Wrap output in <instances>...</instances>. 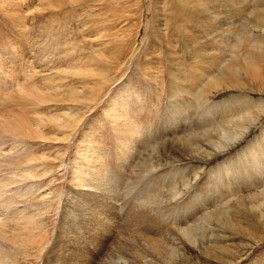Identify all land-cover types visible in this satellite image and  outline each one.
<instances>
[{
	"label": "rangeland",
	"instance_id": "374dc122",
	"mask_svg": "<svg viewBox=\"0 0 264 264\" xmlns=\"http://www.w3.org/2000/svg\"><path fill=\"white\" fill-rule=\"evenodd\" d=\"M87 1L0 0V123L22 120L27 125L48 124L53 119L65 118L73 124L57 136L50 134L44 142L27 139L19 145L31 157L45 159L48 171L35 176L31 172L26 184L37 187L26 193L19 189L16 198L20 204L16 220L22 237L30 241L40 239L43 257L25 261L20 255L21 263L16 264H49L56 254L66 256L63 249L70 250L63 262L67 257L77 256L73 255L77 246L71 248L66 242V235L72 233L68 230L72 226L73 208L65 212L64 203L68 191L77 185L74 179L78 177H71L73 169L93 166V162L99 172H115L120 184H114L115 212L103 215L101 211L92 222L98 231L91 234L86 226L79 225L77 232L84 245L82 264H106L118 256L126 264H142L143 257L150 258V264H172L171 258L174 264H264V218L258 217L264 208L255 209L264 197L248 195L264 188V172H260L264 171V87L261 90L250 83L246 87H208L201 100L194 93L177 89V101L172 102L168 86L172 71L179 76L178 83L186 85V90L192 87L197 92L207 80L203 73L216 71L213 62L228 58L230 49L247 52L253 40L250 21L256 19V15L250 18L249 9L254 8L256 0H203L202 18L207 21L203 27L209 28L210 35L202 26L197 28L186 21L200 40L190 48L185 41L187 36L175 34L169 42L170 38L158 31L152 15L161 0H101L93 6ZM126 1L128 7L122 6ZM125 9L127 14L118 19ZM112 13L117 18L114 22H102ZM115 27L133 41L135 48V55L121 64H117L116 58L126 47L114 46L100 36L101 32L105 34V28ZM254 33L260 35L258 40L264 54V34L258 30ZM237 34L242 41H238ZM197 49L202 52L192 61L191 52ZM255 59L264 69V58L255 55ZM242 79L248 82L244 74ZM98 93V99L93 101ZM243 97L250 100L252 114L260 118L228 148L215 150L212 144L208 146L200 137L201 131L210 127V137L217 140L218 124L228 120L236 109L244 111L249 107L246 108ZM124 102L131 105L132 120L140 129L132 142V155L119 144L104 112L107 106ZM178 103L181 107L178 113L187 124L181 126L188 128L193 122L195 129L186 131L199 134L190 141L208 150L210 157L200 150L190 151L185 140L172 142L176 133L171 134L169 129L177 112L173 105ZM33 111L35 118H29ZM0 134V170L9 171L15 167L10 157L12 137ZM85 150L90 152L88 158L81 157ZM260 163L262 168L258 166ZM226 169L233 172L226 174ZM184 181L189 183L188 188ZM208 182L211 185L208 200L213 201L203 202L200 192H207ZM178 190L183 197L180 195L176 200L172 191ZM140 193L152 200H139L136 197ZM118 205L125 207L123 215ZM191 207L197 214L190 213ZM208 209L214 218L209 220L210 224L207 222V228L199 227L197 241L189 243L178 232L179 226L198 219L202 224L201 216ZM186 212L190 213L188 222ZM25 226L31 227L30 233ZM79 229L84 230L83 234ZM168 245L174 246L176 252L170 253Z\"/></svg>",
	"mask_w": 264,
	"mask_h": 264
},
{
	"label": "bare ground",
	"instance_id": "6f19581e",
	"mask_svg": "<svg viewBox=\"0 0 264 264\" xmlns=\"http://www.w3.org/2000/svg\"><path fill=\"white\" fill-rule=\"evenodd\" d=\"M99 1H101V0H88L87 2L88 3L92 2L91 3V5H92L94 2L97 3ZM177 1L178 2L176 4L173 3V1H171V0H161V1L157 2L155 12H154V15H152V18L155 19V24H156L158 31L163 36H165L166 38H168V39L170 38L169 42L172 41V37H174L175 34H180L182 36H187L185 38V41H187L188 47L190 48V47H192V44H197L200 42V40L195 38V36L193 35V31L190 29V26H188L186 21L192 22L194 24V26L197 28H201V26H202V28L205 29L204 32L207 33V36L210 35V33L207 32L209 28L207 29V27H203L204 24L207 22L204 18H202V13H204V9H203V6H201L200 4L203 3L202 2L203 0H177ZM115 3H117V2H115ZM128 3L129 2L126 1L125 5L123 4L122 6L128 7ZM204 3H205V1H204ZM263 5H264L263 0H256L253 3L254 8L249 9L250 18H252L254 15H256V19H255V21H250L253 24V26L251 27V30H250V37H253V40L251 41L252 45L248 44L250 48L247 50V52L242 53L241 51H239L235 48L230 49L229 50V52H230L229 57L230 58L229 57L225 58V60L217 59V61L213 62V64L216 66V71L203 73V74H206L204 76H206L207 80L199 86L197 92H193L195 90L191 89L192 87L190 89L188 88V90H186L185 89L186 85H184V83L183 84L178 83V80H179L178 77L179 76L176 75V73H173L172 71L169 72L168 86H169L170 90L172 91V93L170 94V99L172 102L177 101L176 100V93H175V91L177 89H180L182 92L187 91V93H190V92L194 93L196 95V98H198L199 100L203 99L204 94L202 92H204L208 87H211V88L220 87L221 89H224L226 87H233L236 85L242 86V85H245L247 83H250V84H253V86H257L259 89L262 90V88L264 87V69H263V66L261 64H259V61H257L258 58H257V60L255 59V55H256V57L258 56L259 58H264V54L262 53L263 50L260 49V47L262 45H261V42L258 40L259 34H255L254 30L260 31L261 35L263 36V34H264V7H263ZM100 7H102V6L100 5ZM98 8H99V6H98ZM126 9H125V11L123 10L120 12L121 16H119L117 13V15L119 16V17L117 16L118 19L122 18L124 16V14H127ZM213 12H214V10H213ZM151 14H152V12H151ZM183 16H187V17H183ZM117 18H116V14L112 13V16H110V17L107 16V18L103 19L102 22H105V23L114 22ZM250 18H248V20ZM124 21H127V18ZM146 27L148 29V27H149L148 23L145 26V28ZM104 30H106L105 34H103V32H101L100 36H104L107 39V41H110L109 42L110 44H112L114 46H118V47H126L124 50H122L120 52L119 56L116 58L117 64H121V63L127 61L128 58H132L135 55V48L133 45V41H130L129 39H127L128 36L126 34H121L120 33L121 29H117L115 27V28H111V29L105 28ZM244 31H243V35H244ZM237 37H238V34H237ZM247 38L248 37H246V43L248 41ZM262 39L263 38H261L260 40H262ZM238 41H242V40H240V38L238 37ZM262 41L264 42V40H262ZM169 45H171V44H169ZM238 45L240 46V44H238ZM244 47H246V46H244ZM256 47H257V49H255ZM243 48H242V50H246ZM215 50H218V49H215ZM200 52H202L201 49L193 50L191 52V58L193 59L192 61H195L196 59H198ZM214 52L218 53L216 51H214ZM131 55H132V57H131ZM150 58L151 57L148 56V59H150ZM262 61H264V60L262 59ZM207 64H208V62H207ZM243 74L248 77V82H246L242 79ZM245 87H246V85H245ZM72 93H75V92H72ZM99 94L100 93L97 94V96L93 99V101H96L98 99ZM243 99L246 100V104H247L246 108H247L249 106L248 103H250V100L248 98H245V97H243ZM138 100H139V95H138ZM204 100H207V98H205ZM19 105L22 106L23 104L20 103ZM89 105L91 106L92 104H89ZM179 105H180L179 103L176 105H173L174 110L177 112L174 115L173 127L171 129L168 128L169 130H171V134L176 133V135L173 136L172 142L175 143L178 140H185V141L189 142V144H190V149H191L190 151L200 150L202 152V154H205V157L211 155V153H209L208 150L202 148V146L199 143H197L196 141H190L191 137H194V136L197 137L199 133H197V132L193 133V131L192 132L186 131L187 129H190V130L195 129L194 124H193V122L191 123V121H190V124L188 125L189 126L188 128L181 126L182 123L183 124H186V123L183 122L182 114L178 113L179 109H181V107ZM130 108H131V105H129L128 102H124V103L118 104V105L117 104L109 105L104 109V112L106 115H108V118L110 121L109 124L112 125V128L115 131L116 138L119 141V144L124 149L128 148L127 152L130 150V152H131L130 154L132 155V153L134 152V147L132 146V142H133V139L136 136V134L140 133V129L137 125L134 124V122L132 120L133 116L131 114L132 112H131ZM262 108L264 110V105H262ZM251 110L252 109L250 106L244 111H242L240 109H236L235 112L231 113L228 120H226L223 123H220V125L217 123L218 127L215 128V130L219 133L217 140L212 139L210 137L209 130H208V129H210V127L206 128L207 131L206 130L203 132L201 131V133H200L201 139L204 140V142L208 146H210V144H212V146L215 150H223L226 147L228 148V146H231L235 142L239 141L242 138V136H244V134L249 130V128L256 123V120H258L260 118L257 116V114H252ZM230 112H231V110H230ZM34 113H36V111L29 113V115H30L29 118H35ZM225 114H227V112ZM223 117H225V115ZM220 122H221V120H220ZM70 125L73 126L71 120H68L65 118L53 119V120L49 121L48 124H44L41 122H35V123H31L30 125H27L22 120H19V122H15V123H11L9 121H3L0 123V132L4 133V134H9L12 137V143H11L10 147H11V150H13V152L10 155V157H11V160L15 164V167L9 171H1L0 170V264H16V262H18V261L20 262V260H19L20 255L23 256V258H21V257L20 258L24 259L25 261L28 259L40 260L43 257V255H42L43 244L41 243L40 239H33V241H30L26 237H22L23 234L20 232L19 222L16 220V216L20 210V204L16 203V198L19 194V189L26 193V192L33 190L37 187V185H35V184H26L27 180L30 178L29 174H31V172H34L33 176L37 175L40 172L45 174L48 171V166L45 163L46 162L45 159H38L35 157H31L30 153H28L25 149L21 150L19 145L24 144L27 139H34L36 141L44 142L50 134L57 136L58 133L65 132L66 129L70 127ZM179 126H181V127H180V129H178L179 130L178 131L177 128H179ZM212 131H214V130L212 129ZM177 134H179V136ZM117 144H118V142H117ZM249 148L251 149V147H249ZM88 153H90V152L85 150L82 153L81 157L82 158L83 157L88 158V156H87ZM76 154H77V152H76ZM254 155H257V154H254ZM252 157L250 156V158H252ZM255 160H256V158H255ZM88 161H90V160H88ZM253 161H254V159H253ZM93 164L95 165L94 162H93ZM251 164H253V163H251ZM255 165H257V164H255ZM263 165H261V163L258 164L259 168H262ZM93 166H90V165H89V167L88 166H85V167L81 166L82 168L79 167V169H77V168L73 169V171L71 173V175H72L71 177H74V176L78 177V178L74 179V182L76 181L75 183L78 186L76 185V187H74L73 189L71 188L68 191V199H67V202L64 203L65 204L64 205L65 206V208H64L65 212H68V211H70V208H73V216H72V220H70L72 222V226L70 225L71 227L68 230L69 233L70 232H72V233H71V236L66 235V242L69 244V246L71 248L74 247V245L77 246L73 249V255L77 254V256H75L72 259H69L67 257L66 262H63V258L66 257L67 255H69V253H70L69 249H63L66 256H63L61 254L60 255L56 254L53 256L52 259H50L48 261L49 264H82L83 252L81 251V248H83L84 245H83V243L80 242L81 237L77 232L79 225L86 226L88 231L90 230V233L93 234L94 231L98 229V226L94 227L93 226L94 224L92 223V222H95L97 220V217H96L97 213L102 211L103 215H106L108 212H115V206L114 205H116V201L113 199L114 198L113 193L115 192L114 184H120V180L115 179V177H114V176H116L115 172H109L108 170H105L103 172L102 171L99 172V169L97 168V166L96 165L94 167ZM231 168H232V166H231ZM234 169L236 171V168H234ZM223 171H225V170H223ZM232 172H230L229 169H226V174L227 173L231 174ZM260 172H264V171L261 170ZM219 173H221V172H219ZM226 174H224V175H226ZM213 175H215V174H213ZM220 176H221V174H220ZM206 178H207L206 180L209 181L208 177H206ZM230 178H232V177H230ZM161 181L162 180H160V182ZM183 183H185L186 188L189 187L188 186L189 183L187 181H184ZM155 184H154V186H155ZM157 184H159V183H157ZM212 185H214V184H212ZM209 186H211V185H209V182H208V185L205 188V189H207V192H200L201 197H203V199H204L203 202H207V201L211 200V199L208 200L209 199L208 195L210 194L208 192V189L210 188ZM229 186L232 187L231 184H229ZM152 188H154V187H152ZM149 190H152V189H149ZM154 190L156 191V188ZM184 190H187V189H184ZM210 190H211V188H210ZM155 191H153V192L155 193ZM145 193H140L139 194L140 196H138L136 198H139V200H143V201L147 200V202L151 201L152 199L145 197V195L147 194V193L146 194ZM191 193L192 192H190V194ZM172 194H173V198H176V200H178L180 198V195L182 196V193L180 192V190L172 191ZM198 195L199 194L198 193L196 194V192H195V194H193V196H196V197ZM213 195H214V192H213ZM248 195L251 197H257L259 195H263V197H264V188L262 190H260V192H258L257 194H252V195L248 194ZM153 196L155 197V195H153ZM199 197H200V195H199ZM69 200H70V202H69ZM212 201H210V202H212ZM190 203H192V202H190ZM117 204H118V198H117ZM257 204H256L257 206H255V209L256 208L260 209L261 207L264 208V199H261L260 202L258 201ZM119 205L117 206V208L121 211L120 213L122 214V211L125 207L121 208V206L119 207ZM144 206H146V205H144ZM209 210L210 209L205 211V213L201 216L202 219L204 220V221H202V224L199 221V219L196 221L194 220L193 222H190V221L188 222V220H191V218H188L189 212L185 213L184 216H185V218H187L188 224H186V226L185 225L181 226V227L179 226L178 232H180L184 236V238H186L188 240L189 243L194 244L197 241L196 237H197V233L199 231V227L203 226V228L204 227L207 228L208 227L207 224L210 222L209 220L214 218L213 215L209 213L211 210L210 211ZM189 211H191L190 212L191 214L196 213V209L193 207H191ZM93 212H94L95 216H94ZM129 212H130V210H129ZM219 212H221V211H219ZM125 213H127V215H128V211ZM216 213H218V212H215L214 214H216ZM223 213H220V214L222 215ZM123 214H124V211H123ZM92 216H94V217H92ZM258 217L264 218V210L260 211V213L258 214ZM256 218H257V215L255 216V219ZM262 218H260L261 221H262ZM110 220H112V218H110ZM104 223H106V222H104ZM101 225H103V224H101ZM25 227L27 228L28 233H30L31 227H29V226H25ZM83 231L80 230L79 233H82ZM173 239H175V241H176L175 237H173ZM177 241H178V239H177ZM84 244H86V243H84ZM168 246L171 249L170 253L176 252L177 249L174 248V246L173 247H171L172 245L171 246L168 245ZM205 248L208 249L207 245H205ZM99 253H100V251H99ZM90 256H91V254H90ZM149 260H150V258L143 257V263L142 264H150L148 262ZM171 260H172L171 261L172 264H174V259L171 258ZM106 264H126V263L124 262V260L121 259V257L118 256L117 258H114V259H111L110 261H107Z\"/></svg>",
	"mask_w": 264,
	"mask_h": 264
}]
</instances>
